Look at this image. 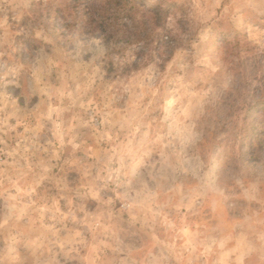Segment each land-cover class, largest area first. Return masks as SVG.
<instances>
[{
	"label": "rangeland",
	"instance_id": "374dc122",
	"mask_svg": "<svg viewBox=\"0 0 264 264\" xmlns=\"http://www.w3.org/2000/svg\"><path fill=\"white\" fill-rule=\"evenodd\" d=\"M51 1L0 0V264H264L257 14L138 0L122 56Z\"/></svg>",
	"mask_w": 264,
	"mask_h": 264
},
{
	"label": "trees",
	"instance_id": "16d2710c",
	"mask_svg": "<svg viewBox=\"0 0 264 264\" xmlns=\"http://www.w3.org/2000/svg\"><path fill=\"white\" fill-rule=\"evenodd\" d=\"M141 6L138 0H67L63 2L52 0L48 3L46 14L50 20L60 21L66 28L71 27L80 35L103 37L111 46H114V52L118 51L117 54L124 56L121 50L123 47L119 44L122 31L127 29V24L128 28L137 27L136 15ZM162 11L165 13L164 9ZM156 15L162 16L159 12ZM158 37H160V43L163 41L167 43L163 38L165 35L160 34ZM143 38L141 35L138 37L140 40ZM250 111L254 119L259 111L264 112V95L260 101L252 105ZM256 124L251 125L249 133L244 135V140L249 141V146L255 147L257 151L254 154L264 153V131Z\"/></svg>",
	"mask_w": 264,
	"mask_h": 264
},
{
	"label": "clouds",
	"instance_id": "9594fccd",
	"mask_svg": "<svg viewBox=\"0 0 264 264\" xmlns=\"http://www.w3.org/2000/svg\"><path fill=\"white\" fill-rule=\"evenodd\" d=\"M235 6L253 10L257 14V21L260 27H255L256 21L249 26L250 39L254 43L259 44L261 52L264 53V0H239L238 5ZM3 75L6 76L7 72L3 73ZM6 264H15V259L6 260Z\"/></svg>",
	"mask_w": 264,
	"mask_h": 264
}]
</instances>
